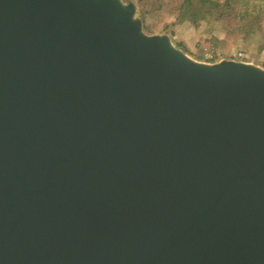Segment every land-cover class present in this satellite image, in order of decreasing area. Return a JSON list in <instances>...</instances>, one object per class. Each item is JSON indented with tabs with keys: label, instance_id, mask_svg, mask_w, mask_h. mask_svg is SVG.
Instances as JSON below:
<instances>
[{
	"label": "water",
	"instance_id": "95a60500",
	"mask_svg": "<svg viewBox=\"0 0 264 264\" xmlns=\"http://www.w3.org/2000/svg\"><path fill=\"white\" fill-rule=\"evenodd\" d=\"M0 264H264V68L0 0Z\"/></svg>",
	"mask_w": 264,
	"mask_h": 264
},
{
	"label": "trees",
	"instance_id": "16d2710c",
	"mask_svg": "<svg viewBox=\"0 0 264 264\" xmlns=\"http://www.w3.org/2000/svg\"><path fill=\"white\" fill-rule=\"evenodd\" d=\"M139 14L143 21L149 15L159 16L162 0H136ZM174 4L169 9L175 15V22L200 28L203 25L218 23L240 38L246 52L264 49V10L244 0H171ZM259 2L264 0H249ZM206 31L210 32L208 28ZM211 42L216 47L220 41L214 36ZM178 46H181L178 44Z\"/></svg>",
	"mask_w": 264,
	"mask_h": 264
},
{
	"label": "rangeland",
	"instance_id": "374dc122",
	"mask_svg": "<svg viewBox=\"0 0 264 264\" xmlns=\"http://www.w3.org/2000/svg\"><path fill=\"white\" fill-rule=\"evenodd\" d=\"M124 2L133 1L137 6L138 15L139 7L136 0H123ZM264 10V2H251ZM163 7L159 12V16L149 15L143 21V29L147 34H167L171 37L173 43L186 52L191 58L201 61L213 63L222 59H237L239 53L244 54L246 61L264 68V49L262 51L244 50L245 45L240 38L236 37L237 32L226 27L220 26L218 23H212L208 26L203 25L200 28H195L189 24H179L175 22V15L171 10L173 2L171 0H162ZM208 28L211 31H206ZM215 37L220 43L214 47L211 42V37ZM180 44L181 46H178ZM239 61V60H238Z\"/></svg>",
	"mask_w": 264,
	"mask_h": 264
},
{
	"label": "built area",
	"instance_id": "2783aa9c",
	"mask_svg": "<svg viewBox=\"0 0 264 264\" xmlns=\"http://www.w3.org/2000/svg\"><path fill=\"white\" fill-rule=\"evenodd\" d=\"M244 59V54H241V53H239L238 55H237V59H235V60H243Z\"/></svg>",
	"mask_w": 264,
	"mask_h": 264
}]
</instances>
